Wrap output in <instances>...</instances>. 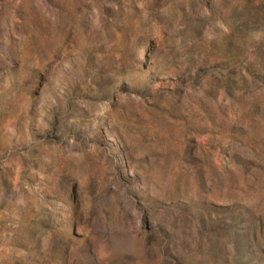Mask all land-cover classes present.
Instances as JSON below:
<instances>
[{
	"label": "rangeland",
	"instance_id": "rangeland-1",
	"mask_svg": "<svg viewBox=\"0 0 264 264\" xmlns=\"http://www.w3.org/2000/svg\"><path fill=\"white\" fill-rule=\"evenodd\" d=\"M0 264H264V0H0Z\"/></svg>",
	"mask_w": 264,
	"mask_h": 264
}]
</instances>
